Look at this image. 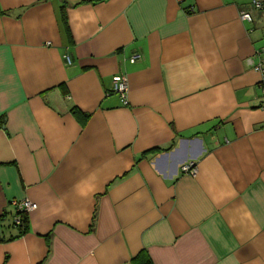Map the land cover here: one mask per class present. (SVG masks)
I'll return each instance as SVG.
<instances>
[{
    "label": "crops",
    "instance_id": "obj_1",
    "mask_svg": "<svg viewBox=\"0 0 264 264\" xmlns=\"http://www.w3.org/2000/svg\"><path fill=\"white\" fill-rule=\"evenodd\" d=\"M256 1L0 0V264H264Z\"/></svg>",
    "mask_w": 264,
    "mask_h": 264
},
{
    "label": "built area",
    "instance_id": "obj_2",
    "mask_svg": "<svg viewBox=\"0 0 264 264\" xmlns=\"http://www.w3.org/2000/svg\"><path fill=\"white\" fill-rule=\"evenodd\" d=\"M253 7L260 8L261 3L253 0L252 2ZM239 16L241 20L244 21H251V14L247 10H241L239 13ZM259 53V59L258 62L254 65V69L259 73L260 79H259V87L262 92V96L264 98V47L260 49ZM68 62H70V59H68ZM113 91L117 93L123 104L127 103V93H128V80L127 76L125 74H121L119 77H117L114 81L113 85ZM181 170L190 174H194L196 172V167L193 162H186L182 164ZM37 207V204L35 202H32L27 199H23L20 202L16 203V212L14 214V220L13 222L15 225H18L22 221V213L29 212L32 209H35Z\"/></svg>",
    "mask_w": 264,
    "mask_h": 264
},
{
    "label": "trees",
    "instance_id": "obj_3",
    "mask_svg": "<svg viewBox=\"0 0 264 264\" xmlns=\"http://www.w3.org/2000/svg\"><path fill=\"white\" fill-rule=\"evenodd\" d=\"M62 19H63L62 20L63 23L66 24V16L64 12L62 13ZM72 111L75 114H79L78 112H76L75 108H73ZM28 221H29L28 213L27 212L22 213V221L20 224L17 225L21 231H24ZM132 264H153V263L149 254L145 251H141L132 259Z\"/></svg>",
    "mask_w": 264,
    "mask_h": 264
}]
</instances>
